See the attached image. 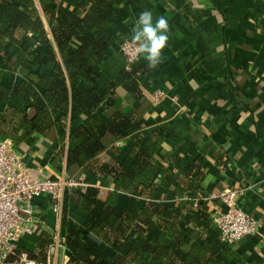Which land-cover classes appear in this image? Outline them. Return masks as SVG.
<instances>
[{
  "label": "crops",
  "instance_id": "0c3cea01",
  "mask_svg": "<svg viewBox=\"0 0 264 264\" xmlns=\"http://www.w3.org/2000/svg\"><path fill=\"white\" fill-rule=\"evenodd\" d=\"M35 1L51 38L38 0ZM61 3L73 6V0ZM118 8L121 16L112 24L114 40L103 63L105 75L98 82L103 101L112 99L113 105L100 107L99 113L109 118L119 111L137 119L139 131L146 137H162L154 159L174 173L180 174V167L194 163L200 166L204 176L199 191L167 195V190L159 187L153 200L181 212L180 236L185 238V248L202 241L199 232L185 223L189 221L188 214L204 203L212 219L225 208L219 194L235 190L238 207L256 219L258 231L228 246L220 243L212 222L204 236L235 252V257L217 255L224 264H264V0H120ZM146 9L154 17L168 19L170 39L157 68L147 69V62L138 57L132 67L141 70L134 74L136 83L131 90L130 83L124 85L126 60L119 44ZM22 44L34 47L37 38L29 33ZM22 44L9 43L17 48ZM112 81L116 84L109 92ZM159 92L164 96L157 99ZM56 137L51 129L45 135L35 134L24 142H13V147L25 164L40 167L45 177L78 180L80 185L70 191L83 194L88 188H95L101 198L112 194L118 208L127 206L128 193L116 190L108 171L98 167L113 168L122 162L133 148L134 134L122 139L105 134V149L92 160L91 171L67 166L70 143L66 139L62 147H56ZM209 176L214 179L205 184ZM138 200L140 205L147 201ZM32 205L42 227L21 236L18 247L37 252L42 235L59 234L64 238L65 230L61 215L57 217L52 212L47 194L36 197ZM62 205L63 197L61 212ZM67 216L78 224L85 219L84 213L73 207L67 209ZM160 233L156 225H148V237L155 238ZM174 238V232H169L164 240L171 243ZM97 241L100 256L95 264H112L118 252L103 240ZM129 247L127 243L120 254L125 255ZM71 260L66 247L59 250V264Z\"/></svg>",
  "mask_w": 264,
  "mask_h": 264
},
{
  "label": "trees",
  "instance_id": "16d2710c",
  "mask_svg": "<svg viewBox=\"0 0 264 264\" xmlns=\"http://www.w3.org/2000/svg\"><path fill=\"white\" fill-rule=\"evenodd\" d=\"M119 3L73 0V6L67 7L61 0H38L49 38L35 0H0V138L20 143L54 129L56 147H62L66 139L70 143L67 166L91 171L92 160L105 149V134L117 139L134 134L133 148L122 162L113 168L98 167L108 171L116 190L128 193L127 206L118 208L112 194L101 198L95 188L83 194L64 191L60 221L64 245L73 257L66 264H95L100 256L97 238L118 252L112 264H224L218 254L236 255L230 247L221 248L204 236L212 223L204 203L185 222L199 232L202 241L185 248V238L180 236L181 212L153 201L159 187L167 195L199 191L204 176L200 166L194 163L174 173L154 159L162 137H146L137 119L119 111L109 118L99 113L100 107L113 105L112 99L103 101L98 82L105 75L103 63L114 40L112 24L121 16ZM29 33L37 38L34 47L22 44ZM12 42L22 45L12 47ZM140 70H124V85L130 83L132 90L134 74ZM115 84L110 82L107 90L111 92ZM140 198L147 201L140 205ZM69 207L84 213L82 224L67 216ZM151 223L161 231L155 238L147 236ZM169 232L175 238L166 243ZM51 239L44 234L37 242V252L25 251L43 262ZM127 243L130 247L121 255Z\"/></svg>",
  "mask_w": 264,
  "mask_h": 264
},
{
  "label": "built area",
  "instance_id": "2783aa9c",
  "mask_svg": "<svg viewBox=\"0 0 264 264\" xmlns=\"http://www.w3.org/2000/svg\"><path fill=\"white\" fill-rule=\"evenodd\" d=\"M119 49L129 70L138 59L134 47L125 39ZM159 92L156 98H162ZM80 185L74 178L50 179L42 174L40 167H31L23 162V157L14 149L13 141L0 138V264H59L57 254L64 249V238L52 234L43 262L29 257L25 250L18 251V241L25 234H32L42 227L33 210V200L41 194L50 197L51 210L61 215V201L64 191ZM235 190H225L219 194L225 208L215 214V225L220 243L234 245L242 237L254 234L259 229L256 219L238 207Z\"/></svg>",
  "mask_w": 264,
  "mask_h": 264
},
{
  "label": "clouds",
  "instance_id": "9594fccd",
  "mask_svg": "<svg viewBox=\"0 0 264 264\" xmlns=\"http://www.w3.org/2000/svg\"><path fill=\"white\" fill-rule=\"evenodd\" d=\"M170 31L166 17H154L153 13L146 9L133 21V27L125 40L134 47L137 57H142L147 62L145 67L152 70L163 62V52L168 46ZM213 179L211 176L207 177L205 184Z\"/></svg>",
  "mask_w": 264,
  "mask_h": 264
},
{
  "label": "rangeland",
  "instance_id": "374dc122",
  "mask_svg": "<svg viewBox=\"0 0 264 264\" xmlns=\"http://www.w3.org/2000/svg\"><path fill=\"white\" fill-rule=\"evenodd\" d=\"M229 246V245H228Z\"/></svg>",
  "mask_w": 264,
  "mask_h": 264
}]
</instances>
